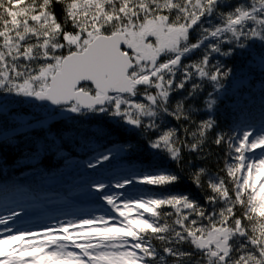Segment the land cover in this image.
Here are the masks:
<instances>
[{
	"label": "snow or ice",
	"instance_id": "1",
	"mask_svg": "<svg viewBox=\"0 0 264 264\" xmlns=\"http://www.w3.org/2000/svg\"><path fill=\"white\" fill-rule=\"evenodd\" d=\"M237 55L239 70L218 59ZM257 69L264 77V0H0V97L74 122L53 131L10 114L0 159L21 148L18 160H36L21 167L37 169L84 151L104 213L15 232L20 212L0 215V264H264V89L258 115L241 102ZM226 102L235 119L224 131ZM211 144L226 157L216 173L193 163ZM138 152L147 167L112 172ZM160 158L187 169L202 200L171 191L181 177Z\"/></svg>",
	"mask_w": 264,
	"mask_h": 264
},
{
	"label": "trees",
	"instance_id": "2",
	"mask_svg": "<svg viewBox=\"0 0 264 264\" xmlns=\"http://www.w3.org/2000/svg\"><path fill=\"white\" fill-rule=\"evenodd\" d=\"M195 58L196 57H193V59ZM218 59L223 60L230 67H234L237 70H239L244 64V57H241L240 55L235 56L231 60H227V58L222 57H218ZM237 74L239 73L237 72ZM262 81H264V77L259 75V70L257 69V72L253 77L252 92H246L241 101L242 103L247 102V107L251 108L257 115L262 102L261 91L264 89V83H262ZM235 84V78H233L231 83H225V88L228 89L229 97L232 96ZM221 95L223 96V91L221 92ZM8 97H10L9 103L11 102L9 106L15 104L16 108L11 110L8 114H0V123L3 125V127L0 128V141H5L7 137L15 135L9 126L11 121L10 114L15 115V123L17 125L21 124L25 120H32V115L36 114L41 119L47 120L53 131L57 129L62 131L74 123L66 113L64 115L56 114L50 116L49 110L40 106L42 103L32 102L29 104H20L17 103L20 98L14 96ZM2 103L3 102L0 99V105ZM226 103H228V107L222 106L221 114L218 116L220 128L224 131L228 130L231 121L235 119L232 114L230 102ZM37 108H43V110H37ZM0 109H2V107ZM95 123L98 122L89 119L80 126L87 128ZM118 131L120 134L118 138L123 137L132 140L133 142L142 144V141L139 140V137L135 133H125L123 130ZM34 135L43 136L44 133L41 131L34 133ZM20 143L23 148L30 147V143L28 141L21 140ZM21 151V148L14 150H10L7 146L3 148V157L0 159V169H2V172H0V193L5 192L6 190H10L11 192L16 191L17 195L24 194L26 198L23 200L28 203L31 201L35 203H46L45 207L50 209L51 212H74L78 213L79 217L84 214L85 209H88L89 213L85 215L104 214L101 203H98L95 200V190L92 189L90 191L88 188L90 181L102 178L101 175H98V173H100V169L93 171L92 169H88L84 166L85 161L88 159L84 151H77L71 155L68 152H64L63 156L66 157V159L63 160L59 154H57L55 158L49 154L43 161L42 166L37 169L21 167V165L36 163V160H18ZM225 159L226 157L221 148L211 144L209 145L208 159L206 161H201L193 158V163L197 166H206L211 172L216 173L219 169L224 167ZM5 161L7 162L6 166L4 163ZM151 161L152 158L148 153L138 152L133 156L120 161V164L116 168L112 169V172L124 175L131 170L147 167L148 163ZM155 163L161 166L170 167L172 171L176 172L181 177L178 183L170 186L171 191L178 193L187 192L191 196L202 200L204 193L190 182L188 179L189 173L187 169L181 172L175 165L168 164V161L165 158H160L156 160ZM194 170L195 169H193V171ZM145 187L151 188L153 186ZM131 191L135 193L138 189ZM79 204L84 205V207L79 206ZM154 243L156 242L154 241Z\"/></svg>",
	"mask_w": 264,
	"mask_h": 264
},
{
	"label": "rangeland",
	"instance_id": "3",
	"mask_svg": "<svg viewBox=\"0 0 264 264\" xmlns=\"http://www.w3.org/2000/svg\"><path fill=\"white\" fill-rule=\"evenodd\" d=\"M2 100V104L0 105V108L7 107L11 104L9 103L10 97L4 96L0 98ZM37 110H43V108H37ZM259 152V151H257ZM15 194V197H18L17 199H20L23 201L25 199L24 194L17 195L16 191H12ZM8 193V192H7ZM6 193L1 194L0 193V199H3ZM6 197V196H5ZM48 203V202H47ZM46 206V203L40 202V203H30L19 207H13L12 209L0 212V215L7 216L11 214L12 210H15L17 212H20V215L18 217H14L12 221L9 222V226L13 229L15 232L16 230H32V231H41L45 227H54L57 224L58 220L64 221L69 220L72 218L78 217V213H68V211H56L55 213L49 214L48 211L45 210H39ZM81 207H84V205H80ZM43 211H46L43 214ZM89 210L85 209L84 214H88ZM3 226H0V229H2Z\"/></svg>",
	"mask_w": 264,
	"mask_h": 264
},
{
	"label": "water",
	"instance_id": "4",
	"mask_svg": "<svg viewBox=\"0 0 264 264\" xmlns=\"http://www.w3.org/2000/svg\"><path fill=\"white\" fill-rule=\"evenodd\" d=\"M32 102L44 103V102H39V101H29V100H26L25 101V104H29V103H32ZM14 108H16V105L15 104H13L12 106H8V107H5V108H2V109H0V114H8Z\"/></svg>",
	"mask_w": 264,
	"mask_h": 264
}]
</instances>
